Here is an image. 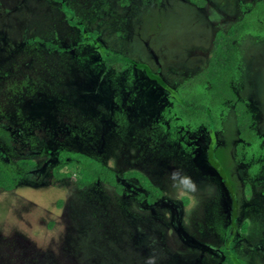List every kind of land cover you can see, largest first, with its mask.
<instances>
[{
	"label": "rangeland",
	"instance_id": "374dc122",
	"mask_svg": "<svg viewBox=\"0 0 264 264\" xmlns=\"http://www.w3.org/2000/svg\"><path fill=\"white\" fill-rule=\"evenodd\" d=\"M107 1L64 5L105 50L133 61L112 90L106 81L98 89L101 52L80 46L83 32L67 22L61 0H0V152L38 163L15 189L0 188V264H222L217 249L227 244L237 264H264V172L247 187L236 118L216 133L211 152L227 183L202 150L206 129L170 131L163 112L172 102L162 85L166 78L177 87L205 68L215 33L238 21L239 2L255 0H207L203 9L187 0H143L144 11H135L136 1L113 12ZM241 51L240 96L264 135V36L247 37ZM158 60L162 78L153 73ZM61 148L99 158L121 177L140 171L164 198L154 206L140 202L135 179L125 194L104 182L56 180Z\"/></svg>",
	"mask_w": 264,
	"mask_h": 264
},
{
	"label": "trees",
	"instance_id": "16d2710c",
	"mask_svg": "<svg viewBox=\"0 0 264 264\" xmlns=\"http://www.w3.org/2000/svg\"><path fill=\"white\" fill-rule=\"evenodd\" d=\"M191 1L199 6H204L207 2L206 0ZM65 11L71 22H74L73 12L68 8ZM249 34H264V0H259L250 6L245 15L227 29L218 30L208 66L184 81L179 87L180 99L175 100V108L171 112L169 109L165 111V115L172 119L171 125L175 127L192 125L193 128H197L206 124L217 128L219 118L227 115L228 104L231 103L235 105L238 128L243 140L240 147L251 143L248 146L249 149L257 153L262 151V141L258 136L254 115L248 102L239 98L233 85L241 76L242 55L238 41ZM117 62L115 68L118 72L129 65L124 59H118ZM63 156V163L54 170L56 180L74 178L79 187H87L100 181L122 191L117 173L103 162L76 152H66ZM66 158L70 160L67 161ZM36 165L32 159L7 162L0 157V188L6 191L15 189L23 180L25 172ZM127 175L137 176L151 195L163 196V190L154 185L145 175L138 172L127 173ZM222 250L225 252L223 264H237L226 248Z\"/></svg>",
	"mask_w": 264,
	"mask_h": 264
},
{
	"label": "flooded vegetation",
	"instance_id": "af4514ba",
	"mask_svg": "<svg viewBox=\"0 0 264 264\" xmlns=\"http://www.w3.org/2000/svg\"><path fill=\"white\" fill-rule=\"evenodd\" d=\"M52 1H59V0H52ZM62 1V3H63V9H64V14H65V18H66V20H67V22L69 23V24H71L72 26H76V27H78L82 32H83V38H82V42L80 43V46L81 47H83L84 46V44L86 43V44H88V43H90V44H93V45H95L99 50H100V52H101V57H102V60H101V65H103L104 66V73H101L100 72V75H101V77H102V83L98 86V89H100L101 88V86H103V84H104V81H106V83H105V86H106V88H108L109 90H112L113 88H114V81H115V79L117 80L119 77H121L122 75H124V73L125 72H128V71H133V61H131L128 57H126L123 53H113V52H111V51H108V50H105L104 49V47H102L101 45H100V43H98L99 41L97 40V35H92V34H88L86 31H85V29H84V27L82 26V22L80 21V19L78 18V13H77V11H76V9L75 8H73L72 6H67V5H64V0H61ZM137 1V3H136V6H135V2ZM152 2V0H148V2ZM155 2H154V5L156 6V5H159V4H162V5H165V4H170V1L169 0H154ZM184 1H186V0H184ZM187 1H189V3H191V4H193V5H195L197 8H201V9H203V8H205L206 7V5H207V2H206V5H204V6H199V5H197V4H195L194 2H192L191 0H187ZM207 1V0H206ZM257 1H259V0H255V1H253V2H250V3H242V2H239L240 4H239V7H240V11H241V13H243L241 16H237L238 17V19L237 20H239V19H241L244 15H245V12L246 11H248L249 9H250V6H252V5H254V4H256L257 3ZM171 5V4H170ZM174 5V4H173ZM172 5V6H173ZM136 7L137 9L135 10V11H138V10H140V11H144V8H146V7H144V5H143V0H108L107 1V3H104V8H106V9H109L108 11H110V12H113L114 10L115 11H120L119 9H121V10H123V11H127L128 9V7ZM144 7V8H143ZM161 7V6H160ZM159 7V8H160ZM69 9V10H71L72 12H73V14H74V16H73V18H75V21L74 22H71V20H70V18L67 16V14H66V9ZM123 21H125V19L124 18H120V22H123ZM218 32V31H217ZM217 32L215 33V36L213 37V39L211 40V43L209 44V50H211L210 52H211V55H212V52H213V48H214V41H215V37H216V34H217ZM89 36V37H88ZM249 36H255V37H261V36H264V34H262V35H258V34H249V35H247V36H245V37H243L240 41H238V47H239V49H240V51H241V43L243 42V40L244 39H246L247 37H249ZM39 38H37V40H38ZM35 40H36V38H35ZM33 42H34V40H33ZM206 49V48H205ZM208 50V51H209ZM117 54V55H116ZM157 58L159 57V55L158 54H154ZM241 55H242V62H241V76H240V78L233 84L234 85V89L237 91V94H238V96H239V98L240 99H243V100H246L247 102H248V105H249V107H250V110L252 111V109H251V106H250V103H249V100H247V99H245V98H242L241 96H240V94H242V86H243V81H244V78H245V74H244V72H245V68H244V66L246 65L245 63H244V56H243V53H242V51H241ZM211 57V56H210ZM118 59H120V60H122V59H124V60H126L127 61V63H129V65H127V66H125V68H123V69H121L119 72L116 70V68L115 67H117L116 65L118 64ZM209 60H210V58H209ZM209 60H208V62H207V66H208V63H209ZM162 61V60H161ZM160 60H158V61H156V63H155V65L157 66V70H155V71H153V73H155V75L157 76V77H160V78H162V77H164V76H162L161 75V73L159 72V69H158V67L160 66V65H163L162 64V62H161ZM206 66V67H207ZM205 67V68H206ZM88 68H90L91 70H96V66L93 68L92 66H88L87 67V69ZM205 68H203V69H201L200 71H202V70H204ZM140 71L141 72H145L146 70H145V67L144 66H140ZM99 70V69H98ZM97 70V71H98ZM152 70V69H151ZM81 71H83V70H81ZM199 71V72H200ZM80 71H78L77 73H79ZM199 72H197V73H199ZM197 73H195V74H193V75H196ZM107 74V75H106ZM106 75V76H105ZM193 75H187L184 79H183V81L177 86V87H174V86H170V84L164 79V82L162 83V85L164 86V88L167 90V93H168V96L171 98V102H172V107H167V108H165L164 109V115H165V111L167 110V109H169V111L171 112V111H173V109L175 108V100L177 101L178 99H180V97H179V87L184 83V81L186 80V79H188V78H190V77H192ZM148 79L153 83V85H151V84H149V85H151V86H153L155 89L156 88H160V86H159V84L157 83V82H155V81H153V78L151 79V78H149L148 77ZM157 79H159V78H157ZM132 80V77H130V75L128 74L127 75V77H126V82H128L130 85H131V83H130V81ZM126 84V88L128 87H130L129 86V84ZM149 83V82H148ZM161 83V82H160ZM98 89L96 90V91H98ZM161 89V88H160ZM85 94H88V93H92V91H90V92H84ZM228 113H227V115L225 116V117H220L219 118V121H218V123H219V125H218V127L217 128H214V127H212V126H208V125H206V124H203V125H201V126H199V127H197V128H204V129H206L207 130V132L208 133H210V140H209V142L208 143H205V145H204V147H203V151H207V153H208V156H209V160H210V163L212 164V166L220 173V171L218 170V168L217 167H215L214 166V163H213V161H212V156H213V154L211 153V152H213V149H215L216 147H217V145H218V142H217V136H216V133L218 132V131H220L221 129H223V127H224V125L226 124V121L230 118V117H232V115H234V117L236 118V111H235V105L234 104H231V103H229L228 104ZM252 113H253V111H252ZM229 114H230V116H229ZM253 115H254V113H253ZM165 117H169V116H166L165 115ZM176 117V116H175ZM176 119V118H175ZM254 119H255V115H254ZM171 117H170V122H171ZM237 120V119H236ZM237 125H238V123H237ZM255 126L257 127V123H256V119H255ZM174 127V129H172ZM182 128V132H183V134H184V131H186V130H188V129H194L193 127H192V125H178L177 127H175V126H173V125H171V123H170V125H169V129H170V131L172 132V133H174V132H176L177 130H179V129H181ZM185 130H184V129ZM160 129H161V127H160ZM238 130H239V128H238ZM257 131H258V133H259V137L261 138V149H262V151L261 152H259V153H257L256 151H252L251 149H249L248 148V146H250L251 145V143H246V145H248V146H244V145H242V147H240V145L243 143V140H242V138H241V136H240V130H239V139H237V141H238V143H237V147H236V154H237V160H238V162H240L241 164H243V165H246L247 167H248V169H247V171H248V173H249V177L247 178V180H245V181H247L246 182V185H247V187H250L251 186V180L253 179V178H257V175H259V174H263V172H264V135H262L261 133H260V131H259V129H258V127H257ZM188 136L189 135H186V137L188 138ZM210 143V144H209ZM211 145V147H213L212 148V151H209V149L207 148V146L206 145ZM207 148V149H206ZM240 150H242V152H240ZM66 152H76V153H82V154H85V155H87V156H89V157H92V158H94L95 160H99V161H101L99 158H96V157H94V156H91V155H89V154H87V153H84V152H79V151H74V150H70V149H67V148H61V149H59L58 151H57V155L55 156V161H56V164L54 165V167H53V172H54V170H55V168L58 166V165H60L61 163H63V154L64 153H66ZM5 155L6 154H4V153H2V152H0V157L1 158H3L4 160H6L7 162H11V161H13V160H7L6 158H5ZM25 159H32L31 157H28V158H25ZM19 160H22V159H16V160H14L13 162H17V161H19ZM33 160V159H32ZM66 160L67 161H69L70 160V158H66ZM35 161V160H34ZM36 162V166L34 167V168H32V169H30V170H28V171H26L25 172V174H24V178L27 176V174H29V173H31V172H33L34 170H36L37 169V167H38V163H37V161H35ZM101 162H103V161H101ZM104 163V162H103ZM105 164V163H104ZM106 165V164H105ZM106 166H108V165H106ZM109 167V166H108ZM109 168H111V167H109ZM116 172V171H115ZM133 172H138V173H141V174H143V175H145L144 173H142V172H140V171H133ZM117 173V172H116ZM127 173H131V171H128V172H126V173H124L123 175H122V177L117 173V176H118V182L122 185V191L120 192V191H118L119 193H121V194H125L127 191H126V187L130 184V182H132V180H137V185H134V190H136V198L140 201V202H142V203H146V204H148V205H150V206H154V205H156L160 200H162L163 198H164V194H163V196L162 197H156V196H154V195H151V193H148L147 192V190H146V188H145V186L141 183V181L139 180V178L137 177V176H128L127 175ZM221 174V173H220ZM154 185H156L147 175H145ZM221 176H222V174H221ZM24 178H23V180H24ZM222 178L228 183V181L226 180V178L224 177V176H222ZM67 179V178H66ZM22 180V181H23ZM100 182V181H99ZM98 183V182H97ZM96 184V183H95ZM93 185V184H92ZM109 185H111V184H109ZM229 185V184H228ZM89 186H91V185H89ZM89 186H87V187H89ZM111 186H113V185H111ZM157 186V185H156ZM113 187H115V186H113ZM157 187H159V186H157ZM230 187V186H229ZM116 188V187H115ZM128 188V187H127ZM136 188V189H135ZM159 188H161V187H159ZM117 189V188H116ZM231 189V188H230ZM163 190V189H162ZM231 192H232V189H231ZM163 193H164V191H163ZM232 194H233V192H232ZM233 197H234V194H233ZM234 200H235V197H234ZM235 203H236V200H235ZM236 206V205H235ZM234 215H235V208H234ZM233 215V216H234ZM243 228H244V226H243ZM229 243H230V241H229ZM222 248H226L229 252H230V254L231 255H233L234 256V253L232 252V250H231V246H230V244H227L226 246H221V247H219L217 250L219 251V252H222L223 253V257H224V259H225V252L222 250ZM224 259H223V261H224ZM223 264V263H222Z\"/></svg>",
	"mask_w": 264,
	"mask_h": 264
}]
</instances>
